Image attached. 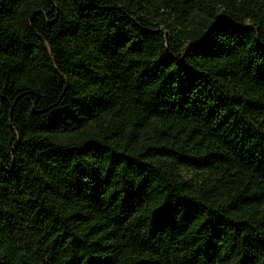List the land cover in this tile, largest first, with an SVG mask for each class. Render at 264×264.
Wrapping results in <instances>:
<instances>
[{"label": "trees", "instance_id": "trees-1", "mask_svg": "<svg viewBox=\"0 0 264 264\" xmlns=\"http://www.w3.org/2000/svg\"><path fill=\"white\" fill-rule=\"evenodd\" d=\"M0 264H264V0H0Z\"/></svg>", "mask_w": 264, "mask_h": 264}]
</instances>
